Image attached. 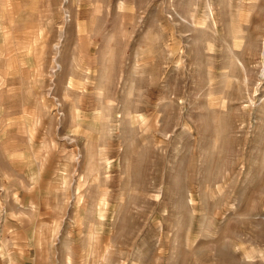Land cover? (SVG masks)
<instances>
[{
  "label": "rangeland",
  "instance_id": "374dc122",
  "mask_svg": "<svg viewBox=\"0 0 264 264\" xmlns=\"http://www.w3.org/2000/svg\"><path fill=\"white\" fill-rule=\"evenodd\" d=\"M0 264H264V0H0Z\"/></svg>",
  "mask_w": 264,
  "mask_h": 264
},
{
  "label": "bare ground",
  "instance_id": "6f19581e",
  "mask_svg": "<svg viewBox=\"0 0 264 264\" xmlns=\"http://www.w3.org/2000/svg\"><path fill=\"white\" fill-rule=\"evenodd\" d=\"M212 5V4H211ZM208 6H210V5H208ZM209 8V7H208ZM208 10H210V8L208 9ZM212 12H213V10H212ZM211 12V13H212ZM209 14H210V12H209ZM209 17H211L210 15H209ZM238 60H240V59H238ZM242 63V62H241ZM241 65H243V64H241ZM246 79H247V77H245Z\"/></svg>",
  "mask_w": 264,
  "mask_h": 264
}]
</instances>
